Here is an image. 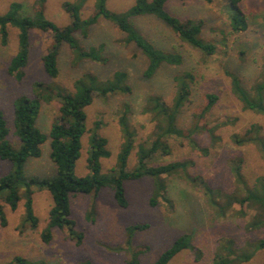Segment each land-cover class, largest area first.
I'll return each mask as SVG.
<instances>
[{
    "label": "rangeland",
    "instance_id": "rangeland-1",
    "mask_svg": "<svg viewBox=\"0 0 264 264\" xmlns=\"http://www.w3.org/2000/svg\"><path fill=\"white\" fill-rule=\"evenodd\" d=\"M20 2L25 11L31 13L34 0H0V13L7 10L12 2ZM77 0H48L45 6L46 17L62 27L70 22L69 15L63 10L65 2ZM95 0H86L82 9V17L90 16ZM134 0H108V8L116 13L128 12ZM242 12L247 16L248 26L244 32L233 33L228 22V14L223 9L222 0L213 4H205L201 0H171L166 10L181 20L192 19L203 22L204 39L217 46V52L211 57H204L198 51L180 41L169 27L153 17L132 19L133 25L153 45L161 50L178 52L183 56L181 66H163L150 79L144 77L147 68L146 58L131 44L123 43L124 34L114 25L103 19L92 26L87 37L76 34L80 45L84 48L103 46L107 62L94 64L82 61L73 63V55L63 45L58 59L59 76L50 79L42 68V56L52 44L49 32L33 30L30 33L31 51L29 62L24 69V77L18 82L8 73V65L17 52V31L9 28L6 45L0 40V110L5 113L10 128L8 139L17 143L11 124L13 103L16 98H33V86L36 83L57 85L66 91H72L73 82L84 74H94L100 79H107L117 71L127 74V83L131 89L126 95L109 97L106 101L96 99L86 109L87 133L82 140V155L76 165V175L86 176V160L88 157L90 138L98 134L108 141L111 152L109 159L102 160L103 172L109 171L116 163V156L123 142L117 121V111L122 104L130 109L129 120L137 133V141L151 136L153 123L150 116L143 115L142 109L148 98L161 97L171 104L175 93L174 78L183 72L195 74L196 85L193 88L191 102L182 109L179 124L183 128L192 125L193 112L199 109L203 94L216 93L219 100L214 109L207 115L208 128L216 129L221 138L217 146L210 144L206 134L197 137L198 143L209 148L208 155L191 148L187 140L169 141L171 156L155 160V162L192 161L196 167L190 169L193 176H201L207 185L222 191H229L236 186L230 166L241 164V172L247 185L264 187V161L260 150L254 145L237 147L230 142L234 134H242L250 124L261 127L264 135V116L244 111L236 98L229 93V78L225 72L237 74L244 86L250 87L258 78L264 66V0H243L240 4ZM223 41V42H222ZM224 43L225 45H223ZM59 102L41 104L37 127L48 135L51 126L59 113ZM225 124V125H223ZM50 140L42 145L40 159L30 160L25 166L28 175L41 177L54 175L55 167L49 159ZM137 148L128 160V169L136 163ZM12 169L9 162L0 161V177ZM261 181V182H259ZM167 196L169 202L160 200L158 206L150 207L152 180L142 179L125 185L128 206L120 208L112 193L103 189L94 197L77 195L71 198V215L77 229L83 233V241L76 246L66 233L58 229L52 230V240L45 244L41 233L47 227L48 212L52 206L50 194L45 191H34L33 210L39 223L36 229L20 231L24 214V200H21L15 211L5 206L7 225H0V264H7L14 256H22L30 262L45 264H127L131 252L135 249L143 251L138 255L140 264H152L171 246L178 235L191 233L195 244L201 250L202 259L194 262V252L184 251L178 254L169 264H210L219 238H232L237 247H243L264 237V228L253 233H246L243 225L251 218L252 212L245 209L246 216L232 217L219 230L210 235L208 230L199 228L203 205L202 195L193 185L179 179H169ZM261 183V184H260ZM196 209L194 210V206ZM192 212H190L189 211ZM236 209L239 208L236 206ZM92 213V220L87 215ZM210 209L208 214H210ZM136 224L147 225V229L135 232L131 237L127 228ZM264 250L256 253L254 258L244 264H262Z\"/></svg>",
    "mask_w": 264,
    "mask_h": 264
},
{
    "label": "trees",
    "instance_id": "trees-1",
    "mask_svg": "<svg viewBox=\"0 0 264 264\" xmlns=\"http://www.w3.org/2000/svg\"><path fill=\"white\" fill-rule=\"evenodd\" d=\"M47 1L34 0L30 14L25 11L22 3L16 1L10 3L5 12L0 13L1 44H7L9 28L17 31V52L9 62L8 73L18 82L23 79L24 69L29 62L30 33L33 30L49 32L52 36V44L41 59L42 68L50 79H57L59 76L58 59L63 45L71 51L74 64L88 61L104 65L108 60L103 54V46L84 48L76 38V34L87 37L90 28L101 19L114 25L125 36L122 42L133 45L146 58L147 68L144 77L147 79L155 76L163 66H181L183 56L178 52L156 48L136 29L132 19L153 17L169 27L180 41L204 57H211L217 52V46L204 39L202 21L181 20L166 10V5L171 0H134L125 14L110 10L108 0H95L93 12L87 18L82 17L86 0L65 2L62 7L69 15L70 22L62 27L46 17ZM201 1L211 5L216 0ZM242 1L222 0L223 9L228 14L229 26L233 33L247 30V16L240 8ZM225 74L229 78V93L236 98L242 109L264 116V66L258 78L248 88L244 86L237 74L231 72H225ZM195 80V74L192 71L176 76L174 78L175 93L171 104L166 103L159 96L147 99L142 114L150 116L153 129L151 136L137 146H135L137 133L129 120V106L122 104L117 111V121L123 142L116 156V163L109 171L103 172L102 160L109 159L111 152L108 149L107 139L95 133L90 138L86 176L76 175V165L82 155V140L87 133L86 109L96 99L106 101L111 96L130 93L127 74L117 71L105 80L94 74H84L73 82L72 91H66L57 85L34 84L33 98L19 97L13 103L11 124L17 139L16 144L8 139L10 128L5 113L0 110V161L12 164V169L0 177V225L2 227L7 225L5 206L15 211L19 202L24 200L20 231L26 228L36 229L39 220L34 214L32 196L35 190H45L51 196L52 206L48 212L47 227L41 233L42 242L49 244L53 237L52 230L58 229L65 232L67 238L76 246H80L84 235L77 229L76 222L72 218L71 198L77 195L96 197L101 190L107 189L112 193L116 204L125 209L128 206L125 185L147 178L152 180L150 207L158 206L160 200L169 202L167 196L169 179H179L193 185L204 201V206L200 207L202 214L197 226L208 230L210 235L232 217L246 216V208L252 212L251 218L245 226L243 225L246 233L263 229L264 187H259L258 179H256L254 186L250 188L241 172V164L230 166L236 186H233V189L230 187L227 192L207 185V181H204L201 176H193L190 169L196 167L195 162L184 160L155 162V160L171 156L172 148L169 144L171 139L187 140L191 148L203 156L208 155L209 148L198 143V136L206 134L212 146H217L221 141L216 134L217 127L208 128L206 120L207 115L218 103L219 97L216 93L207 92L202 95L203 101L199 104V109L193 112L192 125L183 128L179 124L182 109L191 102L193 88L196 85ZM55 100L60 104L59 113L48 135H45L37 127L41 104H49ZM48 139L50 140L49 159L55 167L54 175L46 177L37 174L28 175L25 170L26 164L30 160L41 158L42 145ZM230 142L237 147L256 146L264 161V135L260 126L250 124L242 134L232 135ZM136 148L135 166L128 169L129 156ZM193 206L195 210L196 205ZM209 209L210 214H208ZM87 218L92 220V213H89ZM147 228V225L136 224L128 227L126 232L131 237L135 232H141ZM262 250H264V237L253 242L246 241L243 247H237L232 238L221 237L217 241L210 264H244L251 261L256 253ZM184 251L194 252V262L201 261V250L195 244L194 237L191 233L185 232L178 235L171 246L152 264H169L173 258ZM142 252L139 249L132 251L127 264H140L138 255ZM7 264L45 263H34L22 256H14Z\"/></svg>",
    "mask_w": 264,
    "mask_h": 264
}]
</instances>
